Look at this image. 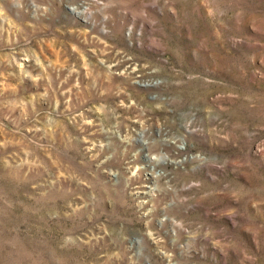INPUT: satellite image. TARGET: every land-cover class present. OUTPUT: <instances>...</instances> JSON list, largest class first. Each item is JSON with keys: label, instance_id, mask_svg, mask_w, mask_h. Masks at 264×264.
Returning <instances> with one entry per match:
<instances>
[{"label": "rangeland", "instance_id": "1", "mask_svg": "<svg viewBox=\"0 0 264 264\" xmlns=\"http://www.w3.org/2000/svg\"><path fill=\"white\" fill-rule=\"evenodd\" d=\"M0 264H264V0H0Z\"/></svg>", "mask_w": 264, "mask_h": 264}, {"label": "bare ground", "instance_id": "2", "mask_svg": "<svg viewBox=\"0 0 264 264\" xmlns=\"http://www.w3.org/2000/svg\"><path fill=\"white\" fill-rule=\"evenodd\" d=\"M82 15H83V12H82ZM82 15H81V16H82ZM162 161H163V160H162Z\"/></svg>", "mask_w": 264, "mask_h": 264}]
</instances>
